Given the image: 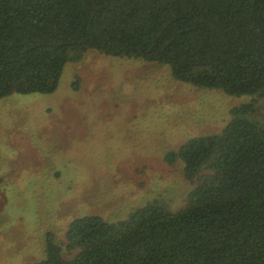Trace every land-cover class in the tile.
Returning a JSON list of instances; mask_svg holds the SVG:
<instances>
[{
  "label": "trees",
  "instance_id": "1",
  "mask_svg": "<svg viewBox=\"0 0 264 264\" xmlns=\"http://www.w3.org/2000/svg\"><path fill=\"white\" fill-rule=\"evenodd\" d=\"M167 64L176 81L251 97L217 134L164 160L194 185L188 205L153 202L116 223L73 219L69 260L48 235L29 264H264V0H0V99L49 94L67 55L87 50Z\"/></svg>",
  "mask_w": 264,
  "mask_h": 264
},
{
  "label": "rangeland",
  "instance_id": "2",
  "mask_svg": "<svg viewBox=\"0 0 264 264\" xmlns=\"http://www.w3.org/2000/svg\"><path fill=\"white\" fill-rule=\"evenodd\" d=\"M72 57L52 93L0 99V264L42 260L48 235L71 259L75 218L116 223L153 202L185 208L194 185L165 154L219 133L230 109L251 101L176 81L167 64L91 49ZM256 101L264 123V97Z\"/></svg>",
  "mask_w": 264,
  "mask_h": 264
}]
</instances>
